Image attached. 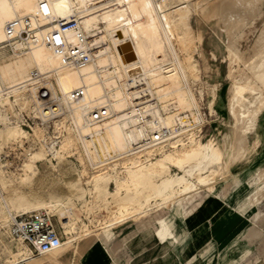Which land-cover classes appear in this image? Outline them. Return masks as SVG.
Here are the masks:
<instances>
[{
  "label": "bare ground",
  "instance_id": "6f19581e",
  "mask_svg": "<svg viewBox=\"0 0 264 264\" xmlns=\"http://www.w3.org/2000/svg\"><path fill=\"white\" fill-rule=\"evenodd\" d=\"M202 4L201 1L191 0H139L136 4H132L131 0H104L99 3L92 0H48L46 9L50 14L43 16L40 13V0H0V106L9 103L6 94L9 91L19 95L28 90L30 99L23 94L20 98L25 103H32L33 109L39 107L34 95L36 86L24 84L29 71L36 68L53 79L51 95L60 96L58 104L69 109L77 133L72 135L68 129V134L64 136L61 144L65 148L72 143L81 144L83 152L96 168L97 173L94 176L98 177L94 179L95 188L99 179H108L113 175L105 170L109 161L120 158L131 163L127 168L128 172L114 178V187L107 189L109 196L114 200L113 206L117 213L104 222L103 230L118 225L130 216L129 213L136 209V206L147 204L150 196L161 197L163 202L178 196L176 202L181 201L187 194L212 182V175L217 171L211 166L218 163L220 152L213 147L210 140L203 143L194 138L183 142L178 138L169 141L172 148L168 151L162 150L159 156L152 157L154 159L148 163L139 159L144 154L164 148L151 145L148 140V122L143 117L156 114L152 99L165 101L162 84L167 77L172 79L173 86L185 98L187 107L190 110L191 107L197 109L198 102L190 90L188 72L195 73L190 47L197 39L201 41L202 35L194 28L192 19ZM260 5L261 0H212L208 7L202 9V14L208 18L218 17V20H223L229 31L249 16H253L252 20L259 16ZM141 12L147 14L144 24L137 21ZM71 13L81 17L84 28L96 26L100 30L99 51L85 65L75 67L62 64L60 57L44 43H30L23 49L24 44L15 40L10 43L11 52L3 53L7 46L4 42V25L12 18L28 15L33 21L46 24L42 29L45 31L55 25L53 20L57 17H67ZM68 37L72 41L76 40L73 32H69ZM237 38L231 37L227 47L239 59L235 43ZM123 42L131 43L129 51L134 55L131 60H123V54L118 50V46ZM177 44L182 46L181 51L186 55V63L180 57ZM253 49L255 56L247 62L249 68H252L251 73L243 83L234 85L226 109L231 119H235V123L231 124V134L240 126L244 129L235 134L236 146L233 152L246 144L245 130L251 129L253 116L262 112L264 105V91L257 86V82L264 85V26L255 39ZM128 76L143 79V94L137 88L130 89L118 81L126 80ZM19 84L24 85L21 88ZM78 86L86 88L87 102L100 99L103 92L108 91L112 99V112L102 124H84L81 106L66 102L65 93ZM246 93L251 94L250 99ZM246 101L248 103H245ZM53 109L59 111V107ZM39 111L43 119L48 115V111L40 107ZM241 118H245V124L239 122ZM188 121L191 124L200 122V114L191 110ZM87 134L90 138H86ZM145 159L148 160L149 156H145ZM169 165L177 167L181 173L168 174L160 182L153 180L155 173L169 172ZM207 171L209 173H206ZM116 175L118 174L115 172L113 176ZM110 182L111 180H107V183ZM144 183L148 184L149 188L136 189ZM215 185L212 184L211 187L215 188ZM131 187L134 189L133 194L129 193ZM143 192L146 194L141 200ZM181 194L184 196L180 197ZM45 205L51 209L58 208L63 203L58 197L53 201L39 202L36 208ZM76 228L75 225L65 228V233L69 234L68 242L88 234L85 231L79 234V237L73 236ZM157 234L161 240L173 236L165 218L159 220ZM63 242L64 240L58 247L46 253L59 249Z\"/></svg>",
  "mask_w": 264,
  "mask_h": 264
},
{
  "label": "rangeland",
  "instance_id": "374dc122",
  "mask_svg": "<svg viewBox=\"0 0 264 264\" xmlns=\"http://www.w3.org/2000/svg\"><path fill=\"white\" fill-rule=\"evenodd\" d=\"M191 1L203 3L201 10H197L192 19L194 28L200 31L202 37L201 41L197 39L190 47L195 73L188 72L189 87L198 102L197 109L191 107V110L200 114L202 125L195 139L203 143L210 140L220 152L218 163L211 166L217 170L212 175V182L196 190L199 194L204 190L218 195L225 201H242V229L248 232V236L257 235L253 241H244L246 246L243 249L248 251L243 257V264H264V109L255 122L257 130L251 133H248L250 128L245 130L246 144L236 152H233L236 146L235 134L244 129L240 126L231 134V124L235 123V119H231L226 110L234 85L243 83L251 73L252 68H249L247 62L255 56L253 44L264 26V0H261L259 16L253 20V16H249L229 31L223 20L202 14V9L208 7L212 0ZM231 37H238L235 43L239 59L227 47ZM177 48L186 63L182 46L177 44ZM10 52L9 46L3 49V53ZM257 84L264 91V85L261 82ZM6 94L9 103L0 106V264H27V260L21 261V244L11 239L8 233L12 216L36 208L39 202L53 201L58 197L63 205L51 210L55 214V226L64 230L65 242L61 250L36 256L33 261H41V264H74L82 250L108 231L102 232V226L117 212L107 189L114 187V178L128 172L131 163L120 158L109 161L106 173L114 175L116 172L118 175L99 179L95 188L94 179L98 177L94 176L96 168L83 152L81 144L72 143L67 148L61 144L68 134L62 128L63 123L60 120L43 121L37 109H33V104L25 103L20 98L23 94L30 99L28 90L19 95L13 91ZM221 94L223 104L220 105ZM246 95L251 98V94ZM239 122L245 124L246 120L241 118ZM170 148L172 145L168 144L139 159L148 163L154 159L152 156H159L162 150L168 151ZM144 156H149V159ZM178 173L180 171L177 167L169 165V172H157L153 180L160 182L168 174ZM107 180L111 182L107 183ZM211 184L216 185L209 190ZM147 188L149 185L146 183L136 187L139 190ZM133 190L131 187L129 193L133 194ZM145 194L143 192L141 200ZM183 196L181 194L180 197ZM177 198L163 202L161 197L150 196L147 204L136 206L129 213L130 216L127 215L119 224L142 218H164L172 208L179 207ZM45 207L50 208L47 205ZM59 216L66 221L62 226L57 220ZM73 225L77 227L73 236L79 237L85 231L88 234L81 236L83 239L80 237L68 242L69 234L65 233V228Z\"/></svg>",
  "mask_w": 264,
  "mask_h": 264
},
{
  "label": "built area",
  "instance_id": "2783aa9c",
  "mask_svg": "<svg viewBox=\"0 0 264 264\" xmlns=\"http://www.w3.org/2000/svg\"><path fill=\"white\" fill-rule=\"evenodd\" d=\"M92 1L99 3L104 0ZM138 1L131 0V3L136 4ZM47 3L48 0H40V13L43 16L50 14L49 10L46 9ZM146 20V13L141 12L137 17V21L140 24H144ZM53 22L55 25L52 28L43 31L42 29L46 24H41L37 20L33 21L28 15L12 18L4 25V33L6 35L4 42L11 47V42L19 40L24 44L23 49L30 43H44L54 50L60 57L62 64L75 67L85 65L96 56L100 45L98 40L100 30L96 26L84 28L81 24V17L74 13L69 14L67 17H57ZM39 31L43 32L40 33ZM69 32L74 33L75 41L69 39ZM118 81L126 84L130 89L137 88L142 94L144 93L141 90L144 84L142 78L128 76L126 80ZM24 84L36 86L34 95L38 100L39 107L48 111V115L44 119L40 116L43 121L60 120L66 133L69 130L70 133H77L76 125L69 109L58 104L60 96L53 97L51 95L53 79L46 73L32 68ZM24 84H19L18 86L22 88ZM162 86L166 95L165 101L160 102L157 98L152 99L151 102L156 114L143 117L148 122L149 142L151 145L159 147L166 146L169 141L178 138L183 142L193 140L197 137L198 132L201 131L202 125L200 122L191 124L188 121L191 117V110L187 107L185 98L173 86L170 77L164 80ZM101 96L100 99H95L94 102H87L86 88L84 86H78L65 93L66 102L81 106L83 123L88 126L102 124L111 115L112 99L109 97L108 91H104ZM39 107L37 108L38 113H40ZM56 107H59L58 112L53 109ZM85 136L90 138L89 134ZM57 220L61 226L66 222L61 216ZM55 221V214L48 207L34 208L12 216L8 233L11 239L21 244L23 249L21 261L40 256L62 243L63 235H65L64 230L58 229L55 226Z\"/></svg>",
  "mask_w": 264,
  "mask_h": 264
},
{
  "label": "crops",
  "instance_id": "0c3cea01",
  "mask_svg": "<svg viewBox=\"0 0 264 264\" xmlns=\"http://www.w3.org/2000/svg\"><path fill=\"white\" fill-rule=\"evenodd\" d=\"M260 114L253 116L248 133L257 130ZM177 203L179 207L164 217L173 236L161 240L157 234L160 219L124 222L102 230L108 231L82 250L74 264H243L248 251L243 249L244 241H253L257 235L248 236L242 229V201H225L197 190ZM38 263L42 262L27 259V264Z\"/></svg>",
  "mask_w": 264,
  "mask_h": 264
},
{
  "label": "water",
  "instance_id": "95a60500",
  "mask_svg": "<svg viewBox=\"0 0 264 264\" xmlns=\"http://www.w3.org/2000/svg\"><path fill=\"white\" fill-rule=\"evenodd\" d=\"M130 47H131L130 42H123L118 46L119 52L123 53L122 55L123 60H131L134 57L133 53L129 51Z\"/></svg>",
  "mask_w": 264,
  "mask_h": 264
}]
</instances>
